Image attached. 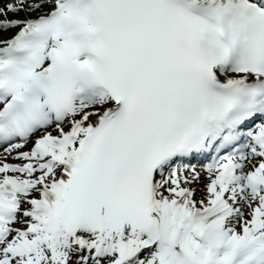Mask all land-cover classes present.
I'll list each match as a JSON object with an SVG mask.
<instances>
[{
  "label": "snow or ice",
  "instance_id": "6c2138e0",
  "mask_svg": "<svg viewBox=\"0 0 264 264\" xmlns=\"http://www.w3.org/2000/svg\"><path fill=\"white\" fill-rule=\"evenodd\" d=\"M0 264H264V0H0Z\"/></svg>",
  "mask_w": 264,
  "mask_h": 264
}]
</instances>
